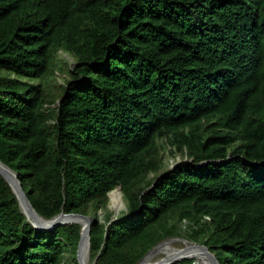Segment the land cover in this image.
Listing matches in <instances>:
<instances>
[{
    "label": "trees",
    "instance_id": "trees-1",
    "mask_svg": "<svg viewBox=\"0 0 264 264\" xmlns=\"http://www.w3.org/2000/svg\"><path fill=\"white\" fill-rule=\"evenodd\" d=\"M0 160L45 219L95 218L91 264L182 235L264 264V0H0ZM119 186L126 211L100 219ZM81 232L38 231L0 175V264H78Z\"/></svg>",
    "mask_w": 264,
    "mask_h": 264
},
{
    "label": "water",
    "instance_id": "water-1",
    "mask_svg": "<svg viewBox=\"0 0 264 264\" xmlns=\"http://www.w3.org/2000/svg\"><path fill=\"white\" fill-rule=\"evenodd\" d=\"M0 175L11 186L13 192L15 193L19 201L22 212L25 214L29 222L32 223L38 231H43V230L52 231L55 227L59 225L75 224V223L80 224L82 226V232L77 250L78 264H84L82 258V249L85 239H88L89 242V258H90V234H91L92 224L95 221V218L93 216H86L79 213H60L51 219H45L36 211V209L32 205L31 201L28 198L27 193L23 188V184L21 183V181L17 176V173L7 164L3 163L1 160H0ZM13 179H16L17 183H14ZM116 189H119L122 192L121 186L117 187ZM110 193H109V197H110ZM73 218H77V221H73L72 220ZM157 246H155L138 264H141ZM194 246L199 250V252L195 251L188 254L185 252L184 249H181L174 254L166 256L164 259L160 260L156 264H176L186 259H192L194 258V256L199 259L200 257L197 255H202L203 256L202 258L208 260V262L211 264H220L215 254H213L206 246H200L196 244H194ZM195 264H197L196 261Z\"/></svg>",
    "mask_w": 264,
    "mask_h": 264
},
{
    "label": "rangeland",
    "instance_id": "rangeland-1",
    "mask_svg": "<svg viewBox=\"0 0 264 264\" xmlns=\"http://www.w3.org/2000/svg\"><path fill=\"white\" fill-rule=\"evenodd\" d=\"M76 65L75 60L72 56H70L68 53L59 50L57 51L52 58V62L50 65V72L49 74L44 78V83L46 85L47 91L50 95H59L60 94V87L64 86L69 78V70L74 68ZM164 157H165V170H169L172 168L175 164L182 161L183 158L181 155L175 153H171L170 149H165L164 151ZM186 159V158H185ZM123 195V194H122ZM110 198V197H109ZM123 202H124V208L116 209L111 203V200H109L108 209L104 211H100L98 213V217L102 219L107 212L110 213V216L112 218H116L120 214L126 211V202L123 196ZM182 229L184 230L183 226ZM183 237H173V238H167L163 240V242H170L171 247H178L179 249L185 248L187 245H199L193 241L188 240L184 235ZM175 241V242H174ZM159 243V244H161ZM158 244V245H159ZM202 246V245H200ZM67 258V264H73L72 258H70L69 255H66ZM196 261L197 264H211V263H202L201 260L192 258ZM89 264H91V259L89 258Z\"/></svg>",
    "mask_w": 264,
    "mask_h": 264
},
{
    "label": "bare ground",
    "instance_id": "bare-ground-1",
    "mask_svg": "<svg viewBox=\"0 0 264 264\" xmlns=\"http://www.w3.org/2000/svg\"><path fill=\"white\" fill-rule=\"evenodd\" d=\"M14 183H17L16 179H13ZM111 203L116 209L124 208V202H123V195L122 192L119 189H115L110 193V199ZM73 221H77V218H73ZM175 242V241H174ZM184 249L186 253H192L199 250L194 245H187ZM178 247L174 248L170 246V242H163L159 244L148 256L147 258L141 263V264H156L160 260L164 259L166 256H169L171 254L176 253L177 251L181 250ZM199 256L202 263H207L208 260L202 258V255ZM82 258L84 264H89V242L88 239L84 240L83 243V249H82ZM197 261L199 260L197 257L194 256ZM206 260V261H205ZM209 263V262H208Z\"/></svg>",
    "mask_w": 264,
    "mask_h": 264
},
{
    "label": "built area",
    "instance_id": "built-area-1",
    "mask_svg": "<svg viewBox=\"0 0 264 264\" xmlns=\"http://www.w3.org/2000/svg\"><path fill=\"white\" fill-rule=\"evenodd\" d=\"M207 218H208V217H207ZM208 219H209V218H208ZM186 224H187V222L185 221V222L183 223V225H182L184 229H186Z\"/></svg>",
    "mask_w": 264,
    "mask_h": 264
}]
</instances>
